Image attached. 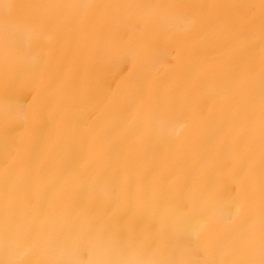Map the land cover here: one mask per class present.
<instances>
[{"label": "bare ground", "instance_id": "1", "mask_svg": "<svg viewBox=\"0 0 264 264\" xmlns=\"http://www.w3.org/2000/svg\"><path fill=\"white\" fill-rule=\"evenodd\" d=\"M6 2L0 264H258L261 0Z\"/></svg>", "mask_w": 264, "mask_h": 264}, {"label": "snow or ice", "instance_id": "2", "mask_svg": "<svg viewBox=\"0 0 264 264\" xmlns=\"http://www.w3.org/2000/svg\"><path fill=\"white\" fill-rule=\"evenodd\" d=\"M261 5L264 7V0H261ZM13 5L11 3L6 2V0H0V7L3 8H11ZM44 24V21L42 18H37L34 29L36 31H39ZM261 254L262 258L258 262V264H264V225H262L261 228ZM6 264H34L32 261H24V260H12L7 261ZM40 264H79L78 260H72V259H53V260H46L43 262H40ZM129 264H136L135 261H130ZM152 264H182V262L179 261H152ZM214 264H220V262H214ZM229 264H234V262H229ZM235 264H257V261L255 260H246V261H240L235 262Z\"/></svg>", "mask_w": 264, "mask_h": 264}, {"label": "clouds", "instance_id": "3", "mask_svg": "<svg viewBox=\"0 0 264 264\" xmlns=\"http://www.w3.org/2000/svg\"><path fill=\"white\" fill-rule=\"evenodd\" d=\"M78 261L79 264H129L130 261H135L136 264H152L154 260L140 254L132 258H129V256L125 254H111L103 259H86Z\"/></svg>", "mask_w": 264, "mask_h": 264}]
</instances>
